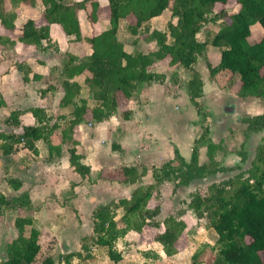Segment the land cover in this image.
I'll return each mask as SVG.
<instances>
[{"label": "trees", "instance_id": "1", "mask_svg": "<svg viewBox=\"0 0 264 264\" xmlns=\"http://www.w3.org/2000/svg\"><path fill=\"white\" fill-rule=\"evenodd\" d=\"M40 1L45 7L42 15L48 25L38 28L33 20H29L22 29L21 42L40 48L45 41L50 40V26L59 24L68 37L74 38V43L91 50L90 55L83 57L68 55L61 74L65 90L61 106L70 108L71 119L62 118L65 121L61 126L63 131L58 146L59 154L62 144H71L70 163L83 181L89 178L90 168L81 163L77 151L78 142L73 139L76 126L88 115L98 123L110 119L119 107V95L132 99L142 83H163L165 75L154 72L152 68L167 59L169 69L179 68L191 73L188 91L191 101L198 104L204 95V82L195 65L209 46L218 48L221 52L219 63L216 66L208 65L211 80H216L221 74H231L230 86L239 83L238 95L241 98H259L264 102V37L256 43H250L252 27L260 24L264 29V0H237L238 11L231 15L226 10L230 0H108L110 26L105 32L92 37L83 35L78 12L87 10L90 4V18L93 22L97 21L99 0ZM7 2L12 5L10 10L7 9ZM37 2L0 0L1 26L9 31L15 30L18 18L16 10L19 6L24 3L33 7ZM166 11H170L172 17L178 19L177 22H169L164 31L152 30L150 22ZM123 20L127 21L126 30L133 39L147 35L143 40L155 41L156 50L144 53L135 48L133 52H128L124 41L120 39ZM211 23L219 26V30L211 39L201 41V32ZM2 41L0 37V43ZM10 44L13 46L15 43ZM81 75H86L85 90L78 82H72ZM4 106L5 102L0 95V108ZM39 112L42 111L32 110L35 117L39 116ZM21 115L20 111L12 112L6 123L20 126ZM128 116L129 112H126L125 117ZM242 125L245 139L252 134L264 132V113L245 117ZM57 128V125L49 127L43 124L28 126L16 138L0 135V139L23 144L38 154L36 145L40 140L46 142L50 151H53L52 137ZM203 146L207 147L209 160L200 164L199 149ZM11 150L8 148L6 154H10ZM219 152H222V145L211 140L210 128L206 127L195 142L190 161H186L176 149L175 160L161 168H142L140 171L132 167L119 170L116 175L120 184H136L151 171L155 185L137 189L131 200H120L96 209L93 215L94 234L83 239V247L86 251L90 250L91 245L106 247L110 259L119 262L123 259L116 250L119 239L131 231L141 234L147 227L161 229L164 226V231L157 234L155 241L162 246L166 256L171 258L179 253L177 243L187 230L185 217L189 213L198 224L205 222L217 236V252L208 264H264V137L247 171H241L224 182L212 184L205 194L194 193L187 209H180L176 215L160 221V205L154 209L149 208L153 199L160 201V187L166 182L173 183L177 190L196 180L239 168V165L234 168L223 166L217 158ZM231 153H237L241 162L248 159V153L243 147ZM31 208L28 194L11 200L0 195V214ZM120 208H123L124 214L116 220ZM33 223L32 219L16 220L19 235L8 246V258L0 264H34L41 252V232L36 227L32 228L29 235L25 232V227L33 226ZM202 255L203 252L197 251L190 264H200ZM79 256L80 253L60 255L58 260L49 256L42 264H62V260L71 264Z\"/></svg>", "mask_w": 264, "mask_h": 264}, {"label": "crops", "instance_id": "2", "mask_svg": "<svg viewBox=\"0 0 264 264\" xmlns=\"http://www.w3.org/2000/svg\"><path fill=\"white\" fill-rule=\"evenodd\" d=\"M69 1L82 2L83 0ZM99 3L98 19L95 22L90 18L92 10L90 4L87 5V10L78 12L81 30L85 36H97L105 32L110 26L111 11L109 2L108 0H99ZM6 6L8 10L12 8L10 2H7ZM44 10L45 7L40 0L33 7L22 3L16 10L18 18L15 22V30H6L0 23V37L3 39L0 43V95L5 102V106L0 108V135H10L16 138L23 134L24 127L39 126L41 124L49 127L58 126L52 137L53 151H50L48 144L43 140L37 142L38 154H35L25 148L23 144L11 143L0 139V195L7 200H11L28 194L32 203V208L29 210H11L0 215L7 219L11 218V216L20 218L23 212H28L33 222L38 224L37 227L41 233L42 225L39 223L41 222L39 220L41 217L53 218L54 222H57L63 211H65L63 214L67 215L77 210L78 215L83 218L85 211H89L90 216H92L93 212L99 207L107 206L120 200H131L135 190L155 184L152 172L150 171L139 182L131 185L120 184L117 176L111 177L110 174L112 172L115 174L117 170L132 167L140 171L142 168H161L175 160L176 149L186 161H190L192 148L198 138L196 135L193 136V139L191 137L181 138L179 135H176L175 139L171 138L169 132L171 110H175V116L183 117L187 114L188 107L184 100H182L183 104L186 105L184 106V111L180 112L179 108L171 107V102H175V97L169 95V89L167 88L170 77H168V74L161 72V74L165 75L163 83H142L139 85L137 97L140 99H137L138 101L135 102L133 98L119 97L121 112L124 106L127 107L126 110L129 112V116L127 118L124 117L123 122L117 121L115 123L114 119L117 116H114V114L110 120L93 123L90 122L93 120L88 115L84 125L79 124L76 126L73 139L78 142L77 151L81 157V163L90 168L89 178L83 181L70 163L69 148L71 144L68 142L62 144V151L59 154L58 146L61 144L62 127L65 121L62 118L71 119L70 108L61 106V102L65 97L61 74L68 55L83 57L90 55L91 50L86 49L82 44L74 43V38L68 37L59 24L50 26V40L45 41L40 48L21 42L22 29L29 20H33L38 28L48 25L42 15ZM154 22H150L152 30H165L154 26ZM126 25L127 21L123 20L121 22L120 39L124 41L128 52H133L135 48L144 53L156 50L157 43L155 41H144L143 39L147 35L142 36L141 39H139V36L133 39V36L127 32ZM11 42L15 44L12 46ZM168 63L169 60L167 59L159 63V65L157 64L156 68L158 70L154 72L160 73L159 69H166ZM208 71L210 75L209 68ZM201 76L204 82L205 96L207 92L205 89L206 83L204 76ZM85 80L86 75H81L75 77L72 82H78L85 90ZM173 88L179 87L174 86ZM85 97L86 95L84 94L83 98ZM187 100L191 104L190 98ZM204 100L208 101L207 98ZM89 103L91 102L89 101ZM226 108L228 106L224 105L223 109L226 110ZM36 109L42 111L39 112L37 117L32 113V110ZM14 111L22 112L20 126H12L6 123L8 117ZM229 112L234 116V107H230ZM257 115L260 114L258 113ZM209 118L212 121V118ZM226 118L218 119V123H227ZM93 125H95V131ZM241 126L243 127L242 123ZM105 128L113 132V138L119 146L118 150L115 152L111 151L109 156L102 154L99 150L100 141L104 142L107 137L103 133ZM92 129L93 133L90 132ZM210 131L212 132L213 130ZM186 133L188 134V132ZM211 139L215 144L222 145L224 142L222 138L218 141L212 133ZM8 148H12L10 154H6ZM224 148V145H222V152L217 154V158L222 161L223 166L234 168L232 165H227V162L225 163V161H228L227 156L233 153H231V150L226 149L225 151ZM199 162L200 164L208 162V150L205 146L200 149ZM107 178L113 181H105ZM168 184L169 182H166L161 186L163 201L165 199V188L168 187ZM181 188H186V186H182L179 189ZM65 200L66 205L63 204ZM58 203H61L64 208L60 207L61 205L57 207ZM120 210L124 211L123 208H120L117 211V215ZM162 216L163 207L158 218L160 221L166 218ZM195 221L197 224L196 219ZM56 222L51 223L52 229ZM162 227L164 228V226ZM14 228L16 227H14L13 223L10 231H14ZM132 233L137 234L135 231ZM93 234L90 235L88 233L82 239ZM83 245L84 242L82 248L80 246V249L70 250L69 246H61L59 244L57 250L63 255L82 253ZM94 246L101 247L91 245L90 253L91 250L96 249ZM159 246L163 251L162 246L160 244ZM62 264H66L64 260H62ZM71 264H75V262Z\"/></svg>", "mask_w": 264, "mask_h": 264}, {"label": "rangeland", "instance_id": "3", "mask_svg": "<svg viewBox=\"0 0 264 264\" xmlns=\"http://www.w3.org/2000/svg\"><path fill=\"white\" fill-rule=\"evenodd\" d=\"M238 8L239 6L237 4V0H230L229 4L226 7V10L231 15L237 12ZM177 20V18L172 17L170 11H167L162 16L153 19L152 21H155L154 26H156L157 28H164L166 30L167 24L169 22L176 23ZM218 30L219 26L211 23L204 27L199 39L201 41H205L208 38L211 39L214 33H216ZM263 37L264 29L260 26V24L254 25L252 27L250 43H256ZM169 41L171 42L172 40ZM210 41L211 40H209V42ZM220 57V50L213 46H209L204 55L198 58L195 69L199 72L200 75L204 76V80L206 83L205 89L207 91L205 95L206 97L203 95V97L199 99L198 104H194L192 101L190 104L187 100L188 98H190L188 91V82L191 79L190 72L185 70L183 71L179 68L169 69V67H167L166 69H159L160 73H166L168 74V77H170L167 88L169 89V95L171 97H175V102H171V107H175L176 109L179 108L180 112L184 111V106L186 105L183 104L182 100L186 101L188 107V112L183 117L175 116V110H171L169 132L171 134V138L174 139L176 138V135H179L181 138L185 137V139L190 137L191 139H193L194 135L198 136L199 138L203 134L204 129L208 127L210 128V130H213L212 132L210 131V138L211 133L214 134L215 138L218 139V141H220V138H222V140L224 141L222 145H224L225 151L226 149L233 151L235 148L241 150L243 147V149H245V151L248 153V159L245 162H240L241 157L237 153L228 155V161H225V159V163L227 162V165H232L234 167L239 165V168L237 170H231L223 173L221 172L215 176H210L202 180H196L183 189L178 188L177 190H175L174 184L169 182V184L167 185L168 187L165 188L164 201L162 200L161 193L160 201H156L153 199L154 201L152 200L149 203L150 209H154L158 204L161 208L163 207L162 217L164 218L176 215L177 211L180 209H187L188 203L192 200V195L194 193L200 192L205 194L208 191V187L212 184L224 182L232 178L234 175L240 173L241 171H247L251 167V163L256 154L257 146L262 143L264 132L252 134L249 138L245 139L241 123L242 120L247 116L257 115L258 113L263 114L264 102L259 98H247L248 100H244V98H241L238 95L239 83L236 82L234 86H230L231 74H221L217 76L216 80H211L208 71V65L210 64L212 66H216L219 63ZM152 70L156 71L158 70V68H156L155 66ZM172 86H178L179 88H173ZM137 93L138 90L132 97L135 102L140 99L139 97H137ZM119 97L123 98L122 94H120ZM204 97L207 98L208 101H205ZM224 105L228 106L226 110L223 109ZM230 107H234V116L229 112ZM122 109L123 111L121 112V106L120 108L118 107L114 115L117 116V118L114 119L115 123H117V121L123 122V118L125 117V113L127 112V107L124 106ZM209 117L212 118V121H210L211 119ZM223 117H227V123H218V119H223ZM86 120L87 116L84 118L81 124L84 125ZM90 122L98 123L94 120ZM93 128L95 131V125H93ZM94 131L93 129L90 130L91 133H93ZM186 132H188V134ZM103 133H105L107 137L104 142L100 141L99 150L102 154H106L107 156H109L111 151H117L119 146L118 144H116L113 138V132H111L110 129L108 130L107 128H105ZM194 146L192 148L193 150ZM118 171L119 170H117L116 173ZM116 173L114 174L112 172L110 174L111 177L117 176ZM105 181L113 180L107 178L105 179ZM152 185L153 184L149 186ZM63 204H67L66 200L63 202ZM59 206L64 208L61 203L57 204V207ZM64 212L65 211L61 213V216L57 219V222L55 221L56 224H52L53 229L51 228V223H55L53 218L50 219L48 217H41V219H39L42 222H39L42 225V233L39 239L41 252L34 264H42L43 260H45V258L49 256L56 257V260H58V257L60 255H63L60 254L57 250L59 244L61 246H69L70 250L80 249V246L82 248V237H84L85 235L87 236L88 233L90 235L93 234V215L95 211L93 212L92 216H90L89 211H85L83 218L78 215L77 210L67 215L63 214ZM123 213L124 211L120 210L116 217V220H119ZM17 219H31V216L28 212H23L20 215V218L11 216V218L7 219L0 215V261H4L8 258V246L19 235L16 226ZM185 221L187 223V230L177 243L179 253L175 257H167L166 254L162 251L159 244L155 241V237L157 236V234L160 233L164 228L161 227V229H154L147 227L141 234H135L132 233L133 231H131L130 234L128 233L125 238H121L116 242V250L117 252L121 253L123 257L122 261H112L108 255V249L106 247L94 246V248L96 249L93 251L91 250V253L83 248L82 253H80L81 256H79L78 259H76L74 262L75 264H190L192 256L197 251L203 252V255L200 259V264H208L212 262L213 258L215 257V253L217 252V236L215 232L210 229V227L208 228L205 222L202 225L198 223L196 224L195 218L192 217L189 213L185 217ZM13 223L14 227L16 228H14V231H10L11 227H13ZM37 226L38 224L35 223H33V226H26V235L30 234L33 227H36V229H38Z\"/></svg>", "mask_w": 264, "mask_h": 264}]
</instances>
